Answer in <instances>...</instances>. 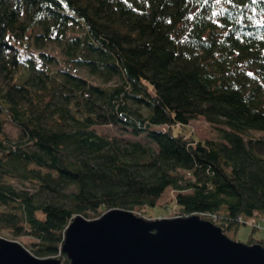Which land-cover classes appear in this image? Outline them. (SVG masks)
Listing matches in <instances>:
<instances>
[{
    "label": "trees",
    "instance_id": "16d2710c",
    "mask_svg": "<svg viewBox=\"0 0 264 264\" xmlns=\"http://www.w3.org/2000/svg\"><path fill=\"white\" fill-rule=\"evenodd\" d=\"M198 117L224 127L219 140L176 131ZM105 125L146 141L93 129ZM253 131L264 132V0H0V170L73 205L0 186V206L23 214L0 229L20 236L28 225L35 256L67 264L76 215L144 216L166 190L182 217H215L226 234L264 219V139Z\"/></svg>",
    "mask_w": 264,
    "mask_h": 264
},
{
    "label": "water",
    "instance_id": "95a60500",
    "mask_svg": "<svg viewBox=\"0 0 264 264\" xmlns=\"http://www.w3.org/2000/svg\"><path fill=\"white\" fill-rule=\"evenodd\" d=\"M61 251L67 264H264V245L244 244L200 215L147 219L114 208L95 219L76 215ZM0 264H65L0 238Z\"/></svg>",
    "mask_w": 264,
    "mask_h": 264
},
{
    "label": "rangeland",
    "instance_id": "374dc122",
    "mask_svg": "<svg viewBox=\"0 0 264 264\" xmlns=\"http://www.w3.org/2000/svg\"><path fill=\"white\" fill-rule=\"evenodd\" d=\"M52 54H54L61 60V56L59 54H57L56 52H53ZM81 75L84 74L81 73ZM223 128L224 127L222 126L213 125L207 122L202 117H198L197 119L192 120L190 124L187 125L184 129H177L176 131L185 132L187 136H191L196 140H219L221 137V129ZM93 129L102 136L117 139L121 144H124V142L127 141L134 140H139L142 142L146 141L145 134H140L138 137H136L133 134L132 129L125 125L94 126ZM4 132L6 134V139L12 143L16 142L20 137L19 128L9 120L4 122ZM251 135L257 139H264V132L253 131L251 132ZM7 162V158L2 159V163ZM9 167L13 170L16 169V166L12 167V165H9ZM26 168L27 170L36 172L40 177L51 178L53 181V185H56L59 190L66 191L69 186L68 184L60 181V179L58 178V173L55 171L38 167L34 164L27 165ZM38 183H40L41 186ZM0 186L10 187L18 192H27L30 194H34L38 199L41 200H49L56 204L65 205L70 208L73 207L72 203L69 200L64 199L62 196L45 187V183L41 179L39 180V182H29L28 180H25L21 177L4 174L0 170ZM173 195V191L166 190L157 206L145 210V215L142 217L147 219H171L175 217H182L180 215L179 208L173 202ZM17 206V204H11L9 206L1 205L0 219H14L21 222L23 220V214ZM99 210H101L100 212H102L104 209L102 207ZM91 216H93V213L91 214ZM254 219L255 221H253L251 225H242L237 231H230L227 233V235L233 240L242 242L244 244L250 243L251 236H253L255 240L262 241L264 243V219H262L261 217H257ZM253 227H256L257 230L253 231ZM0 238L18 242L31 253L32 250L36 249L35 243L37 241L33 236L30 235V229L26 224H24V233L20 236H16L13 232L7 231L5 229H0ZM53 257L60 259L59 255Z\"/></svg>",
    "mask_w": 264,
    "mask_h": 264
},
{
    "label": "built area",
    "instance_id": "2783aa9c",
    "mask_svg": "<svg viewBox=\"0 0 264 264\" xmlns=\"http://www.w3.org/2000/svg\"><path fill=\"white\" fill-rule=\"evenodd\" d=\"M209 220H211V221L214 222V223L216 222V218H215V217H213V218H209ZM240 220H241V219H240ZM253 221H255L254 218H253V219H249V220L247 221V223L251 225V224L253 223Z\"/></svg>",
    "mask_w": 264,
    "mask_h": 264
}]
</instances>
